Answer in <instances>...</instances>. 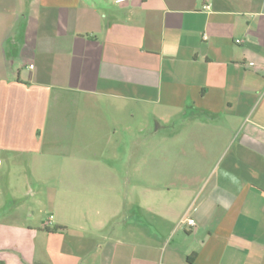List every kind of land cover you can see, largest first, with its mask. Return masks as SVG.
Here are the masks:
<instances>
[{
	"label": "crops",
	"instance_id": "1",
	"mask_svg": "<svg viewBox=\"0 0 264 264\" xmlns=\"http://www.w3.org/2000/svg\"><path fill=\"white\" fill-rule=\"evenodd\" d=\"M8 202L0 264H264V0H0Z\"/></svg>",
	"mask_w": 264,
	"mask_h": 264
},
{
	"label": "rangeland",
	"instance_id": "2",
	"mask_svg": "<svg viewBox=\"0 0 264 264\" xmlns=\"http://www.w3.org/2000/svg\"><path fill=\"white\" fill-rule=\"evenodd\" d=\"M137 119V117H135ZM119 120L124 121V120H129L127 116V112L124 111L119 114ZM122 124V123H120ZM115 125L113 126V145L111 144L113 148V156L108 157L106 160L107 162L113 164V167H118L124 169L126 167V158L125 154L127 150L131 149L132 145V138H137L141 137L143 135H147V131L144 132H138V121H133L132 124L130 125ZM128 174L126 173H116L113 174V184L114 185H119L121 186V189L118 192L121 194L125 193V188L126 185H128ZM133 176H139L141 177L142 175H133ZM151 181H158V177L156 175H151ZM117 192L116 189H113V193ZM124 197V196H123ZM0 215L2 216L7 210L10 209L9 207V202L5 203L4 205L0 206ZM48 207L45 206V204H42L39 206V212L38 214L43 217L47 216L48 213ZM124 214V211L123 213ZM151 228V224H150Z\"/></svg>",
	"mask_w": 264,
	"mask_h": 264
},
{
	"label": "built area",
	"instance_id": "3",
	"mask_svg": "<svg viewBox=\"0 0 264 264\" xmlns=\"http://www.w3.org/2000/svg\"><path fill=\"white\" fill-rule=\"evenodd\" d=\"M52 217V215H50V218ZM181 223H185L188 226H194L195 225V221L194 219L190 216V215H186L185 217L182 218Z\"/></svg>",
	"mask_w": 264,
	"mask_h": 264
},
{
	"label": "trees",
	"instance_id": "4",
	"mask_svg": "<svg viewBox=\"0 0 264 264\" xmlns=\"http://www.w3.org/2000/svg\"><path fill=\"white\" fill-rule=\"evenodd\" d=\"M187 260L190 262V260H191V255L187 257Z\"/></svg>",
	"mask_w": 264,
	"mask_h": 264
}]
</instances>
